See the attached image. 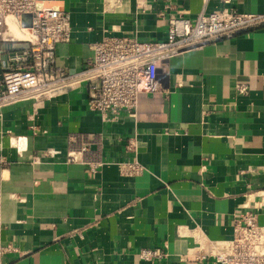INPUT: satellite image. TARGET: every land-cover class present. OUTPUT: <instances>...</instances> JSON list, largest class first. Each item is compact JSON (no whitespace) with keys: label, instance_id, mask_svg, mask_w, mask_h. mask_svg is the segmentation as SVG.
<instances>
[{"label":"crops","instance_id":"obj_1","mask_svg":"<svg viewBox=\"0 0 264 264\" xmlns=\"http://www.w3.org/2000/svg\"><path fill=\"white\" fill-rule=\"evenodd\" d=\"M40 5L71 14V41L57 47L59 63L71 72L104 37L165 40L170 18L194 19L225 6L222 0ZM230 6L264 13V0ZM158 82L162 90L140 93L135 117L123 114L111 124L88 109L80 88L0 107V245L18 248L0 264H218L196 258L203 237L230 238L234 215L248 209L264 226V30L174 55ZM240 84L248 94L237 91ZM78 130L104 131L110 162L132 156L126 139L135 138L143 173L123 176L112 163L91 173L64 157L33 163L45 149L65 150L67 134ZM164 245L166 259L139 257L142 248Z\"/></svg>","mask_w":264,"mask_h":264},{"label":"built area","instance_id":"obj_2","mask_svg":"<svg viewBox=\"0 0 264 264\" xmlns=\"http://www.w3.org/2000/svg\"><path fill=\"white\" fill-rule=\"evenodd\" d=\"M224 7L201 12L194 19L185 16L170 18L165 40H140L137 37L107 36L90 44L91 55L83 67L71 72L58 61L57 47L72 38L71 14L64 9L40 5V0H0V45L20 41L8 33L7 18L20 27L27 24L30 47L10 63L0 80V107L21 100L51 99L62 92L82 89L88 109L106 124L118 122L123 114L135 117L141 92L162 90L159 70L174 55L200 48L207 43L229 40L255 29L264 30V13H243L231 0H222ZM8 35V36H7ZM2 47H0V50ZM4 54L9 50L4 49ZM0 54V65L2 64ZM240 94H248L245 84L237 86ZM104 131H72L66 136V148H49L33 157V163L44 158L64 157L67 162L84 165L97 173L112 163L123 176H138L145 166L137 155L136 139L128 137L126 149L134 152L128 159L110 162L104 155ZM22 138L17 139L20 146ZM3 161V160H1ZM13 198H19L12 194ZM5 192L0 187V223ZM197 259L212 258L218 264H264V226L258 213L243 210L234 215L230 238L198 242ZM18 252L11 242L0 245V258ZM167 246L142 248L139 257L154 263L168 257Z\"/></svg>","mask_w":264,"mask_h":264},{"label":"water","instance_id":"obj_3","mask_svg":"<svg viewBox=\"0 0 264 264\" xmlns=\"http://www.w3.org/2000/svg\"><path fill=\"white\" fill-rule=\"evenodd\" d=\"M24 27H27L26 23H23ZM2 49L0 50V54H1V60L3 61L2 64L0 65V80L2 79V72L3 70H6L8 68V66L10 65V58H13L17 55L18 52H20V54L22 53V51L28 49L30 47V43L27 41H14L11 43H6V44H2ZM4 49L9 50L10 53L9 54H4ZM159 72H161V70H159Z\"/></svg>","mask_w":264,"mask_h":264},{"label":"bare ground","instance_id":"obj_4","mask_svg":"<svg viewBox=\"0 0 264 264\" xmlns=\"http://www.w3.org/2000/svg\"><path fill=\"white\" fill-rule=\"evenodd\" d=\"M7 23L9 25L8 33L12 38L16 40H25L29 35V29L25 27H20L17 25L12 17L7 18ZM8 36V35H7Z\"/></svg>","mask_w":264,"mask_h":264}]
</instances>
